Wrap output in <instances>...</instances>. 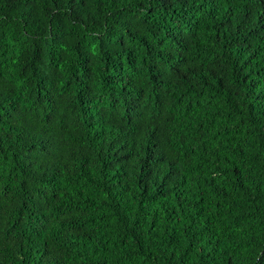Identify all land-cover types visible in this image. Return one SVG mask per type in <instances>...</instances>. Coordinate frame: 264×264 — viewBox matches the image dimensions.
Masks as SVG:
<instances>
[{
  "label": "clouds",
  "instance_id": "1",
  "mask_svg": "<svg viewBox=\"0 0 264 264\" xmlns=\"http://www.w3.org/2000/svg\"><path fill=\"white\" fill-rule=\"evenodd\" d=\"M260 49L264 0H0V264H264Z\"/></svg>",
  "mask_w": 264,
  "mask_h": 264
},
{
  "label": "trees",
  "instance_id": "2",
  "mask_svg": "<svg viewBox=\"0 0 264 264\" xmlns=\"http://www.w3.org/2000/svg\"><path fill=\"white\" fill-rule=\"evenodd\" d=\"M165 10H166V9H165ZM228 10H229V9H228L227 7L224 8V11H225V12H227ZM173 11H175V9H173ZM213 33H214L217 37H219L220 35L223 34V33H221V32L216 28L215 25H213ZM225 43H227V41H225ZM262 53H264V49H260V50H258V51H254V52H252L250 56H247V57H246L245 62H247L248 60H251L253 63H257L258 60H259V57L261 56ZM208 191H209V193L212 194L213 196H215V195H219V193H215L214 190H212L211 188H209ZM176 199L179 200V197L177 196ZM161 207H163V206L161 205ZM173 211H175V209H173ZM166 212H167V210H165V213H166ZM164 218H165V219H168L169 216H168V215H165ZM153 219H154V222H155V223H160V222H161V221H160V217H159V215H155V216L153 217Z\"/></svg>",
  "mask_w": 264,
  "mask_h": 264
}]
</instances>
